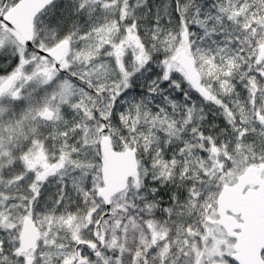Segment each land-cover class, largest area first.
<instances>
[{
	"label": "snow or ice",
	"instance_id": "snow-or-ice-1",
	"mask_svg": "<svg viewBox=\"0 0 264 264\" xmlns=\"http://www.w3.org/2000/svg\"><path fill=\"white\" fill-rule=\"evenodd\" d=\"M0 264H264V0H0Z\"/></svg>",
	"mask_w": 264,
	"mask_h": 264
}]
</instances>
